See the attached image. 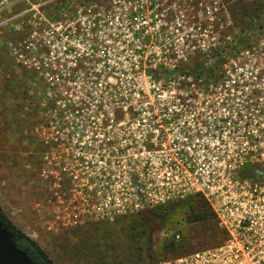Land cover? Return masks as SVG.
<instances>
[{
    "label": "rangeland",
    "instance_id": "rangeland-1",
    "mask_svg": "<svg viewBox=\"0 0 264 264\" xmlns=\"http://www.w3.org/2000/svg\"><path fill=\"white\" fill-rule=\"evenodd\" d=\"M57 8L61 11L54 18ZM246 9L252 17L243 16ZM242 22L252 26L243 32L250 35L246 46L256 44L264 33V0H0V213L9 224L32 239L52 264H149L133 233L143 209L61 229L51 225L55 198L76 194L70 190L69 166L59 170L58 155L106 159L90 116L127 111L125 106L115 110L121 91L128 88L136 98L146 83L132 53L143 34L155 42L151 50L158 55L168 43L188 49L186 39L209 42L214 34L232 32L239 37ZM85 145L95 146L84 151ZM91 168L103 167L83 172ZM103 169L114 178L130 172L124 166ZM57 176L60 183L54 181ZM177 220L164 221L155 242L157 257L217 238L212 218ZM176 230L187 246L167 251Z\"/></svg>",
    "mask_w": 264,
    "mask_h": 264
},
{
    "label": "built area",
    "instance_id": "built-area-1",
    "mask_svg": "<svg viewBox=\"0 0 264 264\" xmlns=\"http://www.w3.org/2000/svg\"><path fill=\"white\" fill-rule=\"evenodd\" d=\"M235 38L217 33L209 42L186 39L188 49L168 43L158 56L149 34L142 35L132 53L147 84L136 98L128 88L121 91L115 110L127 111L90 116L106 159L58 155L59 170L69 166L76 194L51 204L54 228L198 195L212 211L220 239L154 264H264V33L248 46ZM209 63L212 75L191 73ZM150 70L171 74L156 79ZM93 166H124L130 172L116 178L103 168L83 172ZM54 181L60 183L59 177Z\"/></svg>",
    "mask_w": 264,
    "mask_h": 264
},
{
    "label": "trees",
    "instance_id": "trees-1",
    "mask_svg": "<svg viewBox=\"0 0 264 264\" xmlns=\"http://www.w3.org/2000/svg\"><path fill=\"white\" fill-rule=\"evenodd\" d=\"M60 11L61 10L57 8L55 12H52V17L55 18L57 16V13ZM231 12L233 11L231 10ZM247 15L251 16L249 15L248 10L246 9L243 12V16L245 17ZM232 26L233 25H231L230 27ZM260 26H261L260 23L257 24V27H260ZM251 27L252 26L247 24V22H242L240 25H238V28H239L238 31L240 32V34L242 33V35L235 38L238 44L245 43L246 40L250 38V35L244 36L243 32L246 31L248 28L251 29ZM233 34H237V33H233ZM212 67H213V63H209L203 66L202 65L196 66V68H194L191 71V73L194 74L195 76L207 77V75H212V72H213ZM21 71H22L23 77H26L28 79L32 77V74H30L29 70L23 69ZM150 71L152 72L153 76L156 79H158L159 77H165L171 74V72L165 71V70L163 71L162 70H150ZM16 80L13 79L14 82L18 81ZM55 99H50V101H54ZM77 103L83 104L82 101H77ZM62 112L63 110H59V113H62ZM177 217H178V220H177L178 223H181V222L196 223V222L202 221L203 219H208V218H212V220L214 221L212 211L210 210L208 204L205 202L203 198H201L198 195L190 196L180 201L168 202L166 204L155 206L153 208H146V209L141 210L140 212H138V219H137L138 225L134 229L133 233L135 232V236L137 238L136 240L139 242V246L144 248L149 264H154L159 259H161L157 257L156 255V253L159 252V247H156L155 242L159 240L158 234L163 228L164 221L175 219ZM212 230L216 232L217 238L209 242H206L204 244H201L200 247L205 246L207 244H210L211 242H214L220 239L221 232L218 229L215 221H214L213 228H211V231ZM179 231L180 230H176V232H173V234L170 235L169 243L165 245V248L167 249V251H175V250H178L180 248H184L187 246V240L185 238L182 239V237L180 238L178 237ZM15 234H18V233H15ZM201 234L204 236L207 234V232H202ZM14 241L16 245L19 246L20 248L23 245H28L29 241L35 244V242L32 239L28 238L26 235L24 236V234L20 236L19 239H14ZM195 249L197 248H193L192 250H195ZM186 252H189V251H186ZM179 254H182V253H179ZM179 254H174L171 256H176ZM162 258H166V257H162Z\"/></svg>",
    "mask_w": 264,
    "mask_h": 264
},
{
    "label": "water",
    "instance_id": "water-1",
    "mask_svg": "<svg viewBox=\"0 0 264 264\" xmlns=\"http://www.w3.org/2000/svg\"><path fill=\"white\" fill-rule=\"evenodd\" d=\"M11 227L0 217V264H35L26 251L16 245ZM16 232L22 234L20 230Z\"/></svg>",
    "mask_w": 264,
    "mask_h": 264
},
{
    "label": "flooded vegetation",
    "instance_id": "flooded-vegetation-1",
    "mask_svg": "<svg viewBox=\"0 0 264 264\" xmlns=\"http://www.w3.org/2000/svg\"><path fill=\"white\" fill-rule=\"evenodd\" d=\"M0 217L7 223V225H10L7 219L0 213ZM11 231L13 232L14 239H19L22 234H15L17 233V229L14 227L10 228ZM24 234V233H23ZM25 235V234H24ZM26 251V253L31 257V259L35 262V264H52L49 262V260L46 258V256L41 252V250L33 243L30 242L28 245H23L21 247Z\"/></svg>",
    "mask_w": 264,
    "mask_h": 264
}]
</instances>
